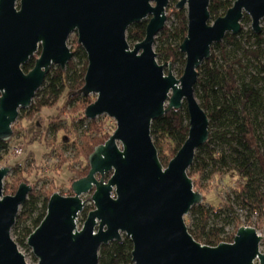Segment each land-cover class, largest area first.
I'll use <instances>...</instances> for the list:
<instances>
[{"label": "water", "instance_id": "water-1", "mask_svg": "<svg viewBox=\"0 0 264 264\" xmlns=\"http://www.w3.org/2000/svg\"><path fill=\"white\" fill-rule=\"evenodd\" d=\"M210 1L175 3L176 9L186 8L187 17L179 44L185 63L176 77L171 62L158 63L153 50L169 0H0V140L12 137L19 109L30 106L50 68L65 69L72 59L67 46L72 32L87 58L77 92L96 94L84 116L92 120L106 114L116 124L89 154L87 174L71 182L72 194L49 196L45 215L26 238L37 264H97L100 246L123 236L132 243L129 264H264L262 236L254 227L241 225L232 241L207 245L193 238L184 221L191 207L203 200L193 189L188 168L209 135V119L194 94L198 68L214 43L240 31L245 14L255 34L261 32L264 18V0H234L214 19ZM144 19L145 36L130 47L127 28ZM36 52L32 68L25 72L22 65ZM183 106L188 134L164 166L151 137V122ZM9 170L0 166V264H28L11 228L32 186L20 182L13 194L3 195ZM89 191L93 208L77 228V216L86 204L82 195Z\"/></svg>", "mask_w": 264, "mask_h": 264}, {"label": "trees", "instance_id": "trees-1", "mask_svg": "<svg viewBox=\"0 0 264 264\" xmlns=\"http://www.w3.org/2000/svg\"><path fill=\"white\" fill-rule=\"evenodd\" d=\"M170 1L175 6L177 0ZM233 1L211 0L209 4L211 18L214 19L224 14ZM173 13L175 21L172 28L164 25L154 42L160 41L158 53L164 60L184 65L185 58L184 54L179 51V44L187 30L186 8H174ZM243 17L247 18L246 14ZM146 23L147 20L144 19L131 24L126 31L127 41L131 44L141 41L145 36ZM250 37L254 38L256 47L242 48L243 56L255 61L253 64L255 71L249 73L248 79L238 74L234 67V65L241 66L240 58L232 59L220 69L211 67L210 64L215 61L216 57L212 48L210 57L198 68V75L203 72L205 78L204 80L197 78L194 94L209 119V135L207 141L196 150L194 160L188 168V175L192 179L193 187L196 186L200 191L201 185L197 184L194 176L206 172L208 166H211L209 177L216 173L234 172L243 180V184L236 193V198L242 206L254 210L264 209V33L262 30L259 34L253 32ZM226 40L233 43L234 36L230 34L226 36ZM238 47L241 48V45ZM72 52L73 57L77 56L82 59V66L77 68L73 57L67 62L65 69L53 65L46 74L41 87L36 91L30 106L27 109H19V112L28 110L26 117L31 119L44 108L56 107L64 93L68 92L66 101L62 107L56 108L58 112L50 122L54 135L66 129L58 118H62L68 103L75 99L80 100L85 109L93 102L89 96L77 92L84 83L87 66L86 54L79 44ZM34 58L31 57L22 65L25 72L32 68ZM223 58L225 59L224 56ZM212 97H216L217 101L212 103ZM86 119L83 113V120ZM213 124L218 126L215 132H211ZM100 130L101 126L96 119L87 121L84 133L79 138L80 144L75 151L76 155H80L86 161L84 167L76 172L78 178L88 172L87 159L93 148L105 141V135H101ZM150 133L159 159L166 166L169 158L174 156L188 134V115L185 106L178 110L165 112L162 116L152 120ZM213 138L220 140L227 149L217 152L211 145ZM7 141L0 140V159L2 152L7 148ZM15 168L12 167V169ZM109 174L105 175V179L109 177ZM16 181L18 183L12 187V193L16 191L21 181L27 182L23 177H17ZM39 195H42L39 190H32L20 207L14 223L16 231L18 227H21L15 238L17 244L26 240L45 215L50 194L44 195L42 200L39 199ZM39 201L40 207L38 206ZM90 208L86 207L83 211L87 212ZM38 209L40 210L38 214L33 216ZM225 209H231V205L227 202H224L222 208L217 210L211 206H205L203 202L192 206L188 213L194 218L195 226L188 230L193 238L207 245L232 241L234 235L222 237L223 228L209 224L212 215L216 216ZM28 220L32 225L31 228L26 225ZM131 250L132 243L126 236H123L120 241L114 240L101 245L98 250L97 264H129Z\"/></svg>", "mask_w": 264, "mask_h": 264}, {"label": "rangeland", "instance_id": "rangeland-1", "mask_svg": "<svg viewBox=\"0 0 264 264\" xmlns=\"http://www.w3.org/2000/svg\"><path fill=\"white\" fill-rule=\"evenodd\" d=\"M174 8L175 6L169 0L168 5L165 8L167 17L165 25L169 28H172L175 21L173 13ZM246 16L247 18L243 17L240 20V31L237 34H232L235 43L226 40V36L230 35V33H227L221 41L212 45V52L216 57L215 61L211 63L210 66L220 69L232 59L240 58L241 66L237 67L234 65V67L238 74L243 78L248 79L249 73L255 71L253 68L255 61L253 59L248 60V58H245L243 56L242 48H255L256 44L254 38L250 37L253 33L251 29V19L248 15ZM260 25L261 30L264 33V18L260 20ZM128 43L130 44V47L134 45L131 44V42ZM77 45L76 33L72 32L68 36L67 46L71 51H75ZM160 45V41H155L153 43V50L157 53V62L160 64L164 61L169 62L159 55L158 49ZM238 45H241V48H239ZM37 55L38 52H36L33 57H36ZM261 60L263 62L262 57ZM73 61L77 68L82 66L83 61L77 56L73 57ZM183 68L184 65H180L178 62L171 63V72L176 77L181 75L180 72H182ZM178 70L180 72H178ZM164 71H167V67H165ZM198 77L202 80L205 78L203 72L199 73ZM198 91L201 93L200 90ZM68 94V92L64 93L56 107L44 108L31 119L26 117L28 110L19 112L18 117L12 125V137L7 141V148L2 152V157L0 159V166H10L8 174L3 179V195L13 194L12 187L18 183V181H16L17 177L25 178L27 180L26 183L33 186V190H39L40 193H42V195H39L40 200L43 199L44 195H51L53 192H59L62 195L72 194L70 184L73 180L78 178L76 175L77 170L82 169L86 163L80 155L75 154V151L78 144H80L79 138L82 133H84L83 130L89 119L87 118L86 120H83L84 109L81 101L76 99L72 100L65 106L62 118H58L61 123L66 126V129L60 130L54 135L50 122L57 114L58 109L63 106ZM87 96L90 97L91 101H94L96 98V94L94 93ZM216 101V97H212L211 102L213 103ZM95 119L101 126L100 134L105 135L104 139L106 140L109 137L108 135H110L115 129V120L106 114L99 115ZM216 130H218V126L213 124L211 126V132H215ZM211 145L217 152L227 149V147L216 138L212 139ZM118 146L120 147L119 142ZM18 149H20V152L17 151ZM12 167L16 168L12 169ZM206 170L207 171L203 174L194 176L197 184L201 185V190L199 191V188H196V186H194L193 189L203 194L202 202L205 206H211L215 210L222 208L224 202L231 205V209H225L216 216L212 215L209 224L222 227V237L234 235L237 228L241 225L254 227L257 233L262 236L259 242V250L264 253V209L251 210L240 204L236 198V193L243 184V180L234 172L216 173L209 177L211 166H208ZM91 194L92 191H89L82 195V198L86 200L84 208L91 207L89 210L93 208V203L90 199ZM38 206H41L40 201L38 202ZM39 211L40 210L38 209L37 212H34L33 216H36ZM87 213L88 211L86 212L83 210L79 212L76 220L77 228L82 226ZM184 221L188 228H193L195 226V220L189 215V213L184 216ZM30 224L31 223L28 220L26 225L31 228L32 225ZM20 228L21 227H18L17 231H19ZM17 231L13 225L11 228V237L14 241L17 237ZM17 245L28 264H37V259L34 257L31 247L26 244V240Z\"/></svg>", "mask_w": 264, "mask_h": 264}, {"label": "bare ground", "instance_id": "bare-ground-1", "mask_svg": "<svg viewBox=\"0 0 264 264\" xmlns=\"http://www.w3.org/2000/svg\"><path fill=\"white\" fill-rule=\"evenodd\" d=\"M31 186H32V185H31ZM32 190H33V186H32V189H31V191H32ZM31 191H30V192H31Z\"/></svg>", "mask_w": 264, "mask_h": 264}, {"label": "built area", "instance_id": "built-area-1", "mask_svg": "<svg viewBox=\"0 0 264 264\" xmlns=\"http://www.w3.org/2000/svg\"><path fill=\"white\" fill-rule=\"evenodd\" d=\"M17 151L20 152V149H18Z\"/></svg>", "mask_w": 264, "mask_h": 264}]
</instances>
